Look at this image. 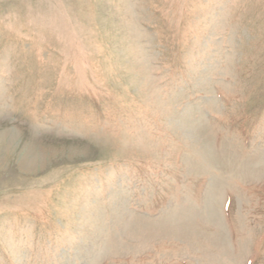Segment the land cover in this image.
Listing matches in <instances>:
<instances>
[{
    "label": "rangeland",
    "instance_id": "rangeland-1",
    "mask_svg": "<svg viewBox=\"0 0 264 264\" xmlns=\"http://www.w3.org/2000/svg\"><path fill=\"white\" fill-rule=\"evenodd\" d=\"M0 264H264V0H0Z\"/></svg>",
    "mask_w": 264,
    "mask_h": 264
}]
</instances>
